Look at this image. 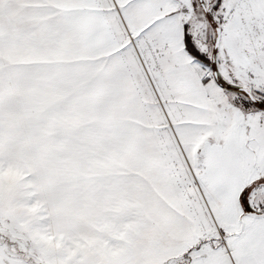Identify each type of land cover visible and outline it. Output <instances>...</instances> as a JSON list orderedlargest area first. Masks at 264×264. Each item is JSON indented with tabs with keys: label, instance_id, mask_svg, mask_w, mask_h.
I'll list each match as a JSON object with an SVG mask.
<instances>
[{
	"label": "snow or ice",
	"instance_id": "6c2138e0",
	"mask_svg": "<svg viewBox=\"0 0 264 264\" xmlns=\"http://www.w3.org/2000/svg\"><path fill=\"white\" fill-rule=\"evenodd\" d=\"M0 264H264V0H0Z\"/></svg>",
	"mask_w": 264,
	"mask_h": 264
}]
</instances>
